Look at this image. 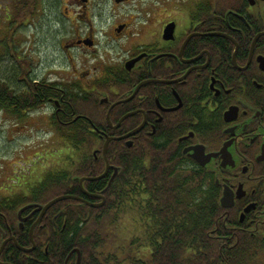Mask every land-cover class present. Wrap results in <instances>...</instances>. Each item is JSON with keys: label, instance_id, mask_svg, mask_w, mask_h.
I'll return each mask as SVG.
<instances>
[{"label": "flooded vegetation", "instance_id": "1", "mask_svg": "<svg viewBox=\"0 0 264 264\" xmlns=\"http://www.w3.org/2000/svg\"><path fill=\"white\" fill-rule=\"evenodd\" d=\"M18 1L31 8L28 14L12 10L0 18V118L10 121L7 131L24 135H67L88 122L97 134L99 175L108 162L99 179L106 186L97 192L78 182L75 204L99 208L91 206L101 201L94 194L119 173L108 146L102 152L105 135L118 138L110 140L117 147L135 148L143 144L139 136L152 141L156 134L162 149L198 165L195 148L205 160L226 147L231 163L223 165L217 154L201 166L215 172L220 206L235 222L233 237L264 239V159L258 160L264 155V0H152L142 15L132 0ZM141 123V131L125 137ZM224 185L231 189L229 207L220 202ZM29 187L0 193V264H12L3 257L8 244L24 251L18 246L24 232L30 244L23 247L34 243L33 250L35 227L55 224L60 213L54 204L45 212L33 205L19 216L26 205L46 203L27 201L14 220L2 200L28 195Z\"/></svg>", "mask_w": 264, "mask_h": 264}, {"label": "trees", "instance_id": "2", "mask_svg": "<svg viewBox=\"0 0 264 264\" xmlns=\"http://www.w3.org/2000/svg\"><path fill=\"white\" fill-rule=\"evenodd\" d=\"M19 4L12 0L13 13L28 14L31 8ZM88 126L83 121L61 135L74 151L66 168L50 169L30 185V194L2 200L14 220L21 203L74 194L77 176L99 174V156L92 153L97 134ZM96 129L109 133L106 125ZM137 140L143 144L135 148L117 147L113 141L108 145V157L112 155L119 173L103 191L106 201L100 208L72 199L54 204L52 211L60 213L55 224L46 220L35 227L36 247L27 253L8 244L3 257L12 264H75L76 250L66 258L77 248L79 264H251L263 253L264 239L261 244L247 235L240 241L228 238L235 222L220 206L214 170L183 161L180 151L162 149L156 134L152 141L142 136ZM83 185L98 192L106 183L98 179ZM28 240L25 232L18 236L21 246L29 245Z\"/></svg>", "mask_w": 264, "mask_h": 264}, {"label": "rangeland", "instance_id": "3", "mask_svg": "<svg viewBox=\"0 0 264 264\" xmlns=\"http://www.w3.org/2000/svg\"><path fill=\"white\" fill-rule=\"evenodd\" d=\"M99 1L106 5H112V0ZM150 1L152 0H132L131 3L134 4V9H138L139 13H137L142 15L151 3ZM0 6V18L7 14L12 15V4L9 0H7L6 8L4 1L1 0ZM132 15L135 17L137 14L132 13ZM8 123L10 121L0 118V193L20 192L21 190L25 192L27 187L39 181L40 178L38 179L37 176L43 175L46 170H56L69 164L73 157L70 154L72 149L69 146L65 148L67 145L62 138L59 139L60 136L35 133L12 134L6 130ZM124 220L122 218L120 223ZM138 230L141 229L138 228ZM231 236L233 237L232 234ZM241 237L242 235L238 236L239 239L235 237L234 240L240 241ZM220 239L224 240L223 237ZM248 239L251 240L249 237ZM261 250L263 253L253 257L251 264L263 263L264 247Z\"/></svg>", "mask_w": 264, "mask_h": 264}, {"label": "water", "instance_id": "4", "mask_svg": "<svg viewBox=\"0 0 264 264\" xmlns=\"http://www.w3.org/2000/svg\"><path fill=\"white\" fill-rule=\"evenodd\" d=\"M257 37V36H256ZM255 37V38H256ZM254 38V39H255ZM143 124L144 123H141V125H139L138 127H136V128H134L133 130H131L127 135H125V137H128V136H131V134H135V133H138L139 131H141V128L143 127ZM113 127H117V125L116 126H113ZM113 138H116V137H112V136H109V137H106V142L104 143V145H103V149H102V152H104V154H106V148H107V146H108V144H109V142H110V139H113ZM116 139H118V138H116ZM127 144H128V146H130L131 145V142H127ZM225 150H226V147H223V148H221L218 152H216V153H209V154H206V155H204L205 157V160H203L202 159V155H199L198 154V151H197V148H195V150H194V152L191 154V156L193 157V158H196V159H198V161L200 162V164L201 165H204L205 163H206V161H208V160H210V158L212 157V156H216L217 154H220V155H222V157L224 158V161H223V165H225V164H227V163H231V162H229V161H227L226 160V156H224V152H225ZM260 159H264V155H260V156H258V160H260ZM107 168H108V164L106 165V168H105V170L100 174V175H97V176H84V177H81V178H79V183H80V185L82 184V182H83V180H90V182H91V180H98V179H100L101 177H103L105 174H106V171H107ZM116 169V168H115ZM115 171L116 170H114V174L113 175H115ZM110 185V183H108V186ZM82 186V185H81ZM225 189H224V191H223V194L221 195V197H220V202H221V205L223 206V207H229V206H231L232 204H233V198L231 197V189L229 188V187H227L226 185H224L223 186ZM95 196H97V197H99L100 199H101V201L99 202V203H94V204H90L91 206H94V207H101L102 206V204H104V202H105V195L103 194V195H101V194H94ZM68 198H77L76 196H72V195H69V194H66V195H60V196H56L55 198H53V199H51L50 201H48L46 204H44V205H41V204H36V203H34V204H30V205H26V206H24V207H22V208H20V210H19V212H18V214H19V216L21 215V212L23 211V209H25V208H27L28 206H33V205H35L36 206V210H41L42 212H45L48 208H50L53 204H55V203H57V202H59V201H61V200H65V199H68ZM86 202V201H85ZM248 209V208H247ZM241 216H242V214H241ZM21 219H24V218H21ZM33 226H34V223H33V225H31V228H30V237H31V239H32V230L31 229H33ZM30 239V240H31ZM32 241V243H33V240H31ZM2 244H4V241H3V243ZM19 246V248L20 249H22V250H24V251H31V249L34 247V243L32 244V246L31 247H29V248H27V247H23V246H20V245H18ZM2 247V246H1ZM77 259V263L76 264H78V262H79V254H78V258H76Z\"/></svg>", "mask_w": 264, "mask_h": 264}]
</instances>
